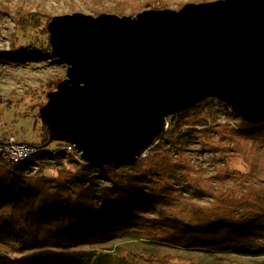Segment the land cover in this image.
I'll return each instance as SVG.
<instances>
[{"label":"water","instance_id":"obj_1","mask_svg":"<svg viewBox=\"0 0 264 264\" xmlns=\"http://www.w3.org/2000/svg\"><path fill=\"white\" fill-rule=\"evenodd\" d=\"M47 27L51 56L67 64L40 108L47 144L71 143L84 162L136 163L171 116L209 98L264 121V0L74 12Z\"/></svg>","mask_w":264,"mask_h":264},{"label":"rangeland","instance_id":"obj_2","mask_svg":"<svg viewBox=\"0 0 264 264\" xmlns=\"http://www.w3.org/2000/svg\"><path fill=\"white\" fill-rule=\"evenodd\" d=\"M162 1L164 8L179 9L187 2L209 0ZM148 8L142 0H0V50L8 52L28 45L49 46L47 21L32 19L29 13L54 16L104 12L123 16L135 15ZM11 56H0V140L14 136L38 145L45 135L49 138V131L40 117V108L47 102L51 88L41 86V83L65 77L67 64L51 54L24 59ZM192 109L182 118L171 116L172 126L168 132L161 134L143 158L166 151L173 160H185L195 169L200 185L195 187L190 172L183 165L177 166L169 177L176 196L155 201L148 214L150 218L176 215L189 202L213 205V196L229 188L264 189V136L251 138L244 135L242 118L214 98L206 99ZM197 111L202 114L201 119L196 120L193 117ZM221 112H226L225 123L219 120ZM40 153L28 161L25 173L45 176L52 179L53 184H56L61 170L75 171L84 163L74 152L64 149L56 155ZM125 165L130 167L131 164ZM100 167L93 169L94 180L109 183L106 172ZM238 217H245V213L239 212ZM165 253L183 259L178 264H264V255L183 248L158 242L140 232L104 241L82 242L67 249L23 251L16 244H7L0 246V264H6L1 258L3 255L12 259L24 258L26 264H148L146 259L152 255Z\"/></svg>","mask_w":264,"mask_h":264},{"label":"trees","instance_id":"obj_3","mask_svg":"<svg viewBox=\"0 0 264 264\" xmlns=\"http://www.w3.org/2000/svg\"><path fill=\"white\" fill-rule=\"evenodd\" d=\"M142 1L149 8L165 7L162 0ZM28 15L32 19H45L47 24L52 18L38 12ZM46 30L49 33L48 27ZM41 54H51V45L0 50V56L10 58ZM64 78L44 81L41 86L54 90ZM192 108L172 117L182 118ZM201 114L202 111H197L193 118L201 119ZM241 123L244 135L264 136V121ZM48 141L45 135L38 145L46 146ZM232 141L238 144L237 140ZM27 165L0 159V246L16 244L23 251L67 249L82 242L140 232L158 242L183 248L264 255V189L229 188L213 196V205L189 202L176 215L148 217L155 201L176 196L169 177L177 166L183 165L190 172L195 187L201 182L198 172L185 160H173L166 151L149 154L130 167L101 166L109 183L94 180L93 169L98 166L87 162L75 171L61 170L56 184L45 176L27 175ZM239 212H244L245 217H238ZM1 258L6 264H26L24 258L12 259L7 255ZM146 260L148 264H178L183 259L165 253Z\"/></svg>","mask_w":264,"mask_h":264},{"label":"built area","instance_id":"obj_4","mask_svg":"<svg viewBox=\"0 0 264 264\" xmlns=\"http://www.w3.org/2000/svg\"><path fill=\"white\" fill-rule=\"evenodd\" d=\"M219 120L224 123L226 122V112L220 113ZM170 123L171 122L168 119L166 130L169 129ZM159 139L160 138H157L155 141L157 142ZM155 141L154 143H156ZM47 147L50 148V150H47ZM47 147L39 146L37 144L24 140L21 141L14 136H9L0 140V157L11 163H28V161H30L34 156L41 154L40 152L44 154H47V152H49L50 154L56 155L64 149L65 151L67 150L70 153L74 152L75 156H77L81 159L82 162H84L81 158V154L73 149L74 145H72L71 143L55 141L47 145ZM146 153L144 154V156L146 155Z\"/></svg>","mask_w":264,"mask_h":264}]
</instances>
